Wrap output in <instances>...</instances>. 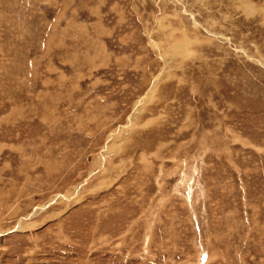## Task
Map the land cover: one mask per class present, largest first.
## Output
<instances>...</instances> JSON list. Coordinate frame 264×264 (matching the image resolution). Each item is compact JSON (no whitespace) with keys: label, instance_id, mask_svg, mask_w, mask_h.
<instances>
[{"label":"rangeland","instance_id":"1","mask_svg":"<svg viewBox=\"0 0 264 264\" xmlns=\"http://www.w3.org/2000/svg\"><path fill=\"white\" fill-rule=\"evenodd\" d=\"M0 264H264V0H0Z\"/></svg>","mask_w":264,"mask_h":264}]
</instances>
